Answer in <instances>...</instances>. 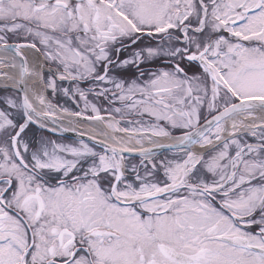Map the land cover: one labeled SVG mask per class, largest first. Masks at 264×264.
I'll return each mask as SVG.
<instances>
[{
	"label": "snow or ice",
	"instance_id": "snow-or-ice-1",
	"mask_svg": "<svg viewBox=\"0 0 264 264\" xmlns=\"http://www.w3.org/2000/svg\"><path fill=\"white\" fill-rule=\"evenodd\" d=\"M0 264H264V0H0Z\"/></svg>",
	"mask_w": 264,
	"mask_h": 264
},
{
	"label": "water",
	"instance_id": "water-1",
	"mask_svg": "<svg viewBox=\"0 0 264 264\" xmlns=\"http://www.w3.org/2000/svg\"><path fill=\"white\" fill-rule=\"evenodd\" d=\"M69 136H71L72 134H68Z\"/></svg>",
	"mask_w": 264,
	"mask_h": 264
}]
</instances>
